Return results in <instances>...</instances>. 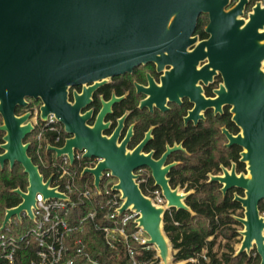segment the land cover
Returning a JSON list of instances; mask_svg holds the SVG:
<instances>
[{"label":"water","instance_id":"water-1","mask_svg":"<svg viewBox=\"0 0 264 264\" xmlns=\"http://www.w3.org/2000/svg\"><path fill=\"white\" fill-rule=\"evenodd\" d=\"M248 0H238L227 13L228 0H0V167L19 164L27 176V186L12 192L20 198L18 205L5 210L0 231L10 224L13 215L25 211L34 218L35 195L46 198L67 197L50 188L52 176L45 181L38 166L28 156L30 143L24 139L33 131L30 113L15 114L27 105L25 99L41 100L39 117L45 122L54 114L72 135L61 147L47 145L46 152L55 157L66 154L70 163L74 150L83 158H98L93 168H84L81 176L90 174L93 186L100 192V176L108 170L117 179L112 187L121 193L123 203L119 214L130 209L138 214L136 228L146 234L145 244L156 249L159 264H172V246L163 229V215L169 208L190 209L184 204L185 194H178L166 185L158 165L155 177L162 186L166 203L155 205L142 194L133 170L150 164L140 153H127L115 137H101L97 129L84 125L77 105L66 102L67 89L74 85L95 82L131 71L148 61L161 62L166 51L182 54L191 43L197 17L208 13L212 34L207 43L211 65L220 70L229 94L226 102L233 104L234 121L240 128L231 144L243 148L241 161L247 164V175L224 170L211 179L230 188L241 189L243 197L234 200L244 209L241 240L234 256L242 253L258 255L264 264V218L258 205L264 200V6L256 4L249 19H238ZM201 45L196 53L199 54ZM158 55H161L159 58ZM92 90V89H90ZM89 91L77 98L85 101ZM221 94V93H220Z\"/></svg>","mask_w":264,"mask_h":264},{"label":"flooded vegetation","instance_id":"flooded-vegetation-1","mask_svg":"<svg viewBox=\"0 0 264 264\" xmlns=\"http://www.w3.org/2000/svg\"><path fill=\"white\" fill-rule=\"evenodd\" d=\"M237 2L228 0L223 12L230 11ZM256 4L263 7L264 0H248L238 19L246 23ZM209 24L208 13L197 17L188 37L191 43L184 47L182 54H174V50L166 51L161 62L148 61L129 72L67 89L66 102L79 107L78 115L85 117L87 128L97 129L100 136L107 139L115 137V143H123L127 153L136 151L150 160L151 166L142 164L132 172L142 194L150 199L159 195L166 203L162 186L154 175L153 168L157 165L168 188L185 195L198 185L213 181L212 177L223 175L224 170H233L236 175L246 172L245 162L240 160L243 148L230 143L229 137L235 138L240 128L234 121L233 104L226 102L222 95L229 94L224 76L211 65L207 45L212 37L207 32ZM262 32L264 26L259 30V33ZM258 43L264 44V39ZM260 71L264 74V60L260 63ZM84 91H89L85 101L77 100L84 96ZM25 101L27 105L16 108L15 114L21 116L28 112L30 121L35 111L36 117L31 122L34 133L41 123L39 108L42 102L32 98ZM49 115L53 116L57 127L56 132L49 135H54L56 145L60 142L64 144L72 135L64 131L54 114ZM45 134L40 142L35 140V153H40ZM27 143H30L29 148L33 146L32 140ZM44 153L51 155L53 152L48 153L44 149ZM229 153H238V163ZM205 155V168L208 170L205 180L199 179L197 183L193 169ZM239 162L243 165L242 170ZM38 169L40 172L39 166ZM222 187L220 184V190ZM229 191L233 200L235 195L244 196L243 190L237 188L228 189L224 195ZM239 205L240 209L236 212L241 215L238 217H242L244 209Z\"/></svg>","mask_w":264,"mask_h":264},{"label":"built area","instance_id":"built-area-1","mask_svg":"<svg viewBox=\"0 0 264 264\" xmlns=\"http://www.w3.org/2000/svg\"><path fill=\"white\" fill-rule=\"evenodd\" d=\"M56 130L54 118L49 115L45 122L38 124L34 139L40 142L45 133ZM48 144L58 147L55 142H45L44 149ZM83 153L75 150L72 164L66 154L56 158L55 153H50V161H43L40 153H35L41 167L50 171L46 177L40 173L43 180L52 176L49 187L56 188L67 199H45L42 194L37 193L35 207L32 208L33 219L25 211L19 216L13 215L10 224H6L0 231V264H99L85 250L81 239H72L73 235L82 230L86 221L93 222L95 219L107 222L106 225L94 224L107 245L122 243L125 246L128 264H159L155 247L145 244L146 234L141 228L135 227L134 220L138 214L130 209L119 214L118 209L123 200L121 193L112 189L117 179L111 172L102 171L100 192L93 186L92 175H80L84 168H93L99 161L95 157L83 158ZM78 180H82L81 185L77 183ZM86 204L91 205V209L83 215L76 214L73 220L71 213ZM130 223L135 230L127 233L126 227ZM71 242L74 248L70 247ZM133 243L139 248L133 247ZM148 250H154L155 255L138 258L143 251ZM190 262L195 260L191 259Z\"/></svg>","mask_w":264,"mask_h":264},{"label":"trees","instance_id":"trees-1","mask_svg":"<svg viewBox=\"0 0 264 264\" xmlns=\"http://www.w3.org/2000/svg\"><path fill=\"white\" fill-rule=\"evenodd\" d=\"M16 113L18 114V111ZM37 132L38 129L25 138V143L30 140L33 142V146L28 148L27 154L33 163L39 166L40 173L46 177L50 171H46L41 167L35 154L37 143L34 137ZM46 134L41 141L40 155L43 161H50V155L44 153V144L45 142L54 143V135ZM2 136L3 133L0 131V144L2 143ZM62 145L63 142L57 143L59 147ZM50 152L48 151V153ZM229 154L238 163V153ZM200 160L199 165L193 169L195 172V182L197 183L199 179L205 180V173L208 170L205 168L206 155ZM217 164L218 162L215 161L214 165L217 166ZM239 165L240 170H242L243 165L240 162ZM82 180H78L77 183L81 185ZM26 186L27 176L19 164H15L10 168L6 163L3 169L0 167V225L5 210L15 207L20 202V198L12 191L16 188L24 191ZM184 202L190 211L169 208L163 215V229L172 246V263L259 264L260 259L254 250L251 251L250 255L242 253L234 256L235 249L232 243L237 242L235 239L239 236V233L237 232L236 226H240L235 216L241 215L236 212L240 209V205L233 200L231 191L224 195L220 190V184L215 181H210L208 183H202L193 188V190H190ZM91 207L89 204L77 207L71 213L73 220L76 214L83 215ZM258 209L260 214L264 213V200L259 203ZM95 223L101 225L107 224L106 221L97 219L93 222L86 221L83 224L82 230L73 235L72 239H81L85 245V250L96 258L99 264H128V255L125 246L122 243L113 246L107 245L102 234L94 228ZM134 230L131 223L126 227L127 233H131ZM218 238L225 242L220 255L213 250ZM132 245L137 249L139 248L134 243ZM70 247H75L72 242L70 243ZM154 255V250H148L143 251L138 258H150ZM191 259L195 260V262H190Z\"/></svg>","mask_w":264,"mask_h":264},{"label":"rangeland","instance_id":"rangeland-1","mask_svg":"<svg viewBox=\"0 0 264 264\" xmlns=\"http://www.w3.org/2000/svg\"><path fill=\"white\" fill-rule=\"evenodd\" d=\"M38 104L36 103L35 104V107L37 106ZM36 117V113H35V111L32 113V119L30 120V122H32L33 120H34V118ZM245 166H247V164L245 163ZM247 175V170H246V172L245 173H241V174H239V175ZM151 201L155 204V205H157V206H162V205H164L165 203H164V200L163 199H161V197L159 196V195H155V197H153L152 199H151ZM263 218H264V213H261L260 214ZM243 216L244 215H242V217H238V216H235L236 218H243ZM237 230H238V232L239 231H242L243 230V226L241 225V226H238L237 227ZM240 240H241V236L239 235L236 239H235V241H237L236 243H232L233 244V247H234V249L236 250L237 248H238V246H239V243H240ZM225 242L222 240V239H220V238H218L217 240H216V242H215V245H214V248H213V250L215 251V252H217L218 253V255H220V253L223 251V244H224ZM255 255V254H254ZM253 255V256H254ZM172 264H174V263H172Z\"/></svg>","mask_w":264,"mask_h":264},{"label":"bare ground","instance_id":"bare-ground-1","mask_svg":"<svg viewBox=\"0 0 264 264\" xmlns=\"http://www.w3.org/2000/svg\"><path fill=\"white\" fill-rule=\"evenodd\" d=\"M251 251H253V250H251Z\"/></svg>","mask_w":264,"mask_h":264}]
</instances>
